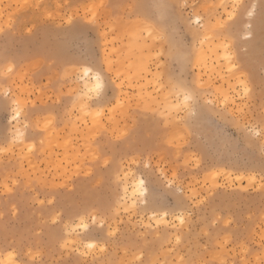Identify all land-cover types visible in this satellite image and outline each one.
Here are the masks:
<instances>
[{
	"label": "rangeland",
	"instance_id": "1",
	"mask_svg": "<svg viewBox=\"0 0 264 264\" xmlns=\"http://www.w3.org/2000/svg\"><path fill=\"white\" fill-rule=\"evenodd\" d=\"M169 3L161 17L151 0H0V259L264 264V21L244 40V11L227 21L236 0ZM84 68L104 88L82 111ZM141 178L148 192L130 197ZM92 214L105 226L79 228Z\"/></svg>",
	"mask_w": 264,
	"mask_h": 264
},
{
	"label": "snow or ice",
	"instance_id": "2",
	"mask_svg": "<svg viewBox=\"0 0 264 264\" xmlns=\"http://www.w3.org/2000/svg\"><path fill=\"white\" fill-rule=\"evenodd\" d=\"M138 7H140V6H138ZM149 7L151 9L155 10L161 17H163L171 10L172 5L169 3V0H151V4L149 5ZM231 8H232V10L227 12V21L228 22L234 21L237 17L238 11L242 9L244 11V13L246 14L248 21H249L245 25L247 31L245 32L243 39L244 40H251L253 38V32L251 31V29L253 27L252 21L255 19L258 12H259V15L261 16V20L264 21V0H249V2H247V3L245 2V0H236V3H234L231 6ZM68 23H69V25L71 24V19H69ZM196 24L197 25L201 24V20L199 17H197V19H196ZM219 27L223 28L224 23H221L219 25ZM28 31L31 32L32 29L29 28ZM149 35H151V32H149ZM195 38L196 37H194V39ZM223 47L225 48L224 59L228 60L229 64H230L229 70L230 71L233 69L239 70L237 67V64L235 62H233V60H234L233 56L228 52L229 45L225 44V45H223ZM13 71H14V66L12 64H9L2 74L8 75L9 73H12ZM89 72H91L90 68L84 69L85 75H87ZM95 79L97 82L95 87L97 89L101 88L103 86L101 83L103 77L100 75L99 72H97L95 74ZM241 84H244L243 80H241ZM174 87L179 89V91L184 92L185 103L182 105V107L185 108V110L187 111L189 116H194L196 114L195 108H194V106H189V104H188V101L190 99H192V93L185 91V89L182 88L180 85H175ZM250 91H251V89L246 84H244V88H243L244 96H247L250 93ZM227 100H228V97H225L224 102L227 103ZM15 104L18 105V107L13 110V114L11 117L12 120H18L22 114V109L19 107V101H15ZM84 107L87 108V105H84ZM54 119H55L54 117H46L43 125H41V123L39 121H37L36 127L37 128L43 127L44 129H47L53 123ZM27 126L28 125H25V127H27ZM18 135H19V137L23 138L24 132L22 130H18ZM253 135L260 137L262 139V141H264V129H261L260 131H253ZM224 143H225V145H227L229 143V141L227 139H225ZM261 154H262V156H264V148H262ZM193 157L196 160L197 164H199V161L201 159L199 154L196 152H193ZM133 163H135V161H133ZM149 167H151V165L146 163L145 168H149ZM161 175H163L162 171H161ZM168 187L169 188L172 187L171 181L168 182ZM261 189L264 190V181L261 182ZM8 191L11 192V189H8ZM137 191L140 193L141 196L146 195V193L148 192V189L146 187V180L144 178L139 179ZM212 194L213 193L211 191H209L208 196H211ZM205 199H207V197ZM54 200H55V198L53 197L52 199L48 200L47 203L53 204ZM144 202H146V201H144ZM204 202H205L204 200L200 201L201 204H203ZM40 203L44 204L45 201L41 200ZM61 215H62L61 212H57L51 219L52 224L58 223L60 221ZM183 222L184 221L181 218L180 223L182 224ZM90 223L96 224L101 228H103L105 226V221L103 219H98L96 217V215L92 214L91 221H88L87 218H85V217H81L80 218V224L78 225V227L86 231L90 227ZM213 223H215V221H213ZM109 235H114V233L109 232ZM177 242H179V237H177ZM69 243H71V241H65V243L62 246L67 247V245ZM88 247L92 248V247H94V245L89 244ZM103 250L104 249L101 248V251H103ZM24 254L27 255L28 257H30L31 264H36V257L39 255V253L34 254L31 250H28ZM81 254L86 255L87 253H81ZM19 255H20V253L17 252L15 249L9 250L7 252V258L6 259H0V264H24V262H22L18 259Z\"/></svg>",
	"mask_w": 264,
	"mask_h": 264
},
{
	"label": "clouds",
	"instance_id": "3",
	"mask_svg": "<svg viewBox=\"0 0 264 264\" xmlns=\"http://www.w3.org/2000/svg\"><path fill=\"white\" fill-rule=\"evenodd\" d=\"M100 75L102 76L101 73H100ZM96 83L97 82H96V79H95L94 83H92V84L87 86V90L85 92H83L79 96H77L76 101H75V103L73 105L74 107L76 106V103H79L80 109L83 111V110L86 109L84 107V105H87V101L96 99L102 94V91H103V88H104V80L102 79L101 83H102L103 86L101 88H99V89H97L95 87ZM17 107H18V105L14 104L13 105V110L16 109ZM18 130H22L23 131V129H18ZM15 139H17V140H22L23 139V138L19 137L18 131H17V134L15 136Z\"/></svg>",
	"mask_w": 264,
	"mask_h": 264
},
{
	"label": "bare ground",
	"instance_id": "4",
	"mask_svg": "<svg viewBox=\"0 0 264 264\" xmlns=\"http://www.w3.org/2000/svg\"><path fill=\"white\" fill-rule=\"evenodd\" d=\"M197 17L198 16H195L194 18H195V21H196V19H197ZM85 69V68H84ZM83 70V69H82ZM82 72V71H81ZM83 75H82V80H83V82H84V86L83 87H85V89H87V86L88 85H90V84H92V83H94L95 82V73H93L92 71L91 72H89L87 75H85L84 74V70H83ZM127 181V180H126ZM138 181H139V179H136V180H134L133 182H131V183H128V182H126V185H125V187H124V189H125V191H130V193H129V196L130 197H133L134 196V192L135 193H139L138 191H137V187H138ZM133 187V190H131L130 189V187ZM125 194V193H124Z\"/></svg>",
	"mask_w": 264,
	"mask_h": 264
}]
</instances>
